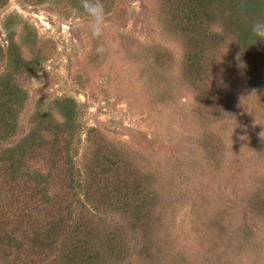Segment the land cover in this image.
<instances>
[{"label": "rangeland", "instance_id": "1", "mask_svg": "<svg viewBox=\"0 0 264 264\" xmlns=\"http://www.w3.org/2000/svg\"><path fill=\"white\" fill-rule=\"evenodd\" d=\"M101 2L100 39L80 0L0 6V82L9 73L18 91L0 170L12 151L23 176L71 206L126 179L129 212L108 199L90 212L121 236L119 264H264V41L251 37L264 0H238L231 27L213 9L199 35L172 21L169 0ZM55 139L67 184L52 166Z\"/></svg>", "mask_w": 264, "mask_h": 264}, {"label": "trees", "instance_id": "2", "mask_svg": "<svg viewBox=\"0 0 264 264\" xmlns=\"http://www.w3.org/2000/svg\"><path fill=\"white\" fill-rule=\"evenodd\" d=\"M6 1L0 0V6ZM169 1L173 7L169 13L172 21L183 24L192 33L195 30L196 35L200 34V25L206 19L209 21L214 11L223 10L224 13H219L220 17L231 27L237 22L239 12L245 10L244 6L242 8L238 6V0L218 1L216 4L220 7L210 5L214 0ZM245 6L248 10L250 8L253 11L257 10L253 3H247ZM251 37L255 36L252 34ZM200 45V42L194 40L192 47L202 49ZM188 59H191L192 65L196 64V53L189 52ZM197 70L199 68L194 69V72ZM8 74L4 73L0 82V101H3L0 107L7 104V110L0 108V136L8 134L10 124L6 122L9 119L6 111L9 113V104L12 98L18 95L17 88L11 85L12 81ZM56 140L58 139L51 141V151L55 156L52 166L57 178L67 184L68 181H72L71 173L65 163L66 159L61 158L64 156V150L59 146L61 141ZM11 153L7 157H2L3 165L0 170V264H119L123 252L121 236L114 230H108L105 222L99 218L95 220L90 213L92 209L95 211L99 207L106 210L108 203H111H107V199L114 202L113 204L122 212L127 213L133 208L131 199L135 193H131L127 188L126 179L119 187L118 181L113 182L112 176H116V172H113L116 167L109 168L107 163L110 162L109 157L104 158L105 165L99 163V166L107 169L105 175L112 181L106 182L112 184L97 186L96 195L95 190L91 191V186L84 185L81 190L82 196L86 199L94 193L95 199L89 206H84L83 202L71 206V202L66 200L68 196L62 197L64 201L60 199L65 194L59 192L49 198L44 184L40 187L23 176L26 173L22 172L18 165L21 158L13 161ZM40 190L42 196L45 194L48 199L40 196ZM75 191L72 192V196L75 195Z\"/></svg>", "mask_w": 264, "mask_h": 264}, {"label": "clouds", "instance_id": "3", "mask_svg": "<svg viewBox=\"0 0 264 264\" xmlns=\"http://www.w3.org/2000/svg\"><path fill=\"white\" fill-rule=\"evenodd\" d=\"M80 4L90 18L91 36L95 39L103 38L108 25L105 8L101 0H80ZM251 32L259 41H264V20L253 21ZM103 51V47L97 48V52Z\"/></svg>", "mask_w": 264, "mask_h": 264}]
</instances>
